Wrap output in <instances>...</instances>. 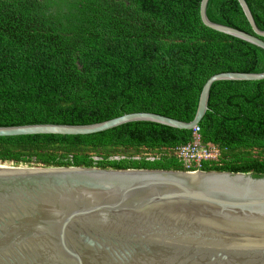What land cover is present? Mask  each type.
<instances>
[{"label": "trees", "instance_id": "trees-1", "mask_svg": "<svg viewBox=\"0 0 264 264\" xmlns=\"http://www.w3.org/2000/svg\"><path fill=\"white\" fill-rule=\"evenodd\" d=\"M245 1L264 30V0ZM200 2L0 0V126L91 124L131 112L190 122L210 76L264 71V49L205 26ZM206 14L253 34L238 0H208ZM197 126L201 142L220 151L199 167L175 153L194 129L152 121L0 136V163L264 176V78L213 82Z\"/></svg>", "mask_w": 264, "mask_h": 264}, {"label": "water", "instance_id": "water-1", "mask_svg": "<svg viewBox=\"0 0 264 264\" xmlns=\"http://www.w3.org/2000/svg\"><path fill=\"white\" fill-rule=\"evenodd\" d=\"M207 2L199 9L205 26L264 49L245 0L238 2L253 34L211 21ZM263 78L264 71L210 76L190 122L131 112L91 124L0 126V136L91 134L132 121L192 129L213 82ZM0 264H264V176L0 163Z\"/></svg>", "mask_w": 264, "mask_h": 264}, {"label": "built area", "instance_id": "built-area-1", "mask_svg": "<svg viewBox=\"0 0 264 264\" xmlns=\"http://www.w3.org/2000/svg\"><path fill=\"white\" fill-rule=\"evenodd\" d=\"M194 129V141L180 145L175 148V153L178 157L192 162L197 167L200 166L203 160L215 159L219 156V148L215 145L202 143L197 135L198 126L195 125Z\"/></svg>", "mask_w": 264, "mask_h": 264}, {"label": "rangeland", "instance_id": "rangeland-1", "mask_svg": "<svg viewBox=\"0 0 264 264\" xmlns=\"http://www.w3.org/2000/svg\"><path fill=\"white\" fill-rule=\"evenodd\" d=\"M130 151H131V150H130ZM123 153L125 154L126 152L124 151V152H122V154H123Z\"/></svg>", "mask_w": 264, "mask_h": 264}, {"label": "clouds", "instance_id": "clouds-1", "mask_svg": "<svg viewBox=\"0 0 264 264\" xmlns=\"http://www.w3.org/2000/svg\"><path fill=\"white\" fill-rule=\"evenodd\" d=\"M197 125V124H196Z\"/></svg>", "mask_w": 264, "mask_h": 264}]
</instances>
